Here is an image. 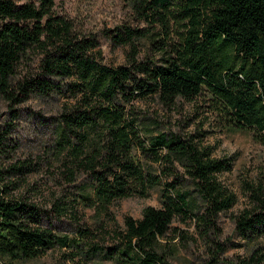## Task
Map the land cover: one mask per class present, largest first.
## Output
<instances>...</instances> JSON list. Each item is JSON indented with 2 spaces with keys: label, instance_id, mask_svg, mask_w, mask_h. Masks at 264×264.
<instances>
[{
  "label": "trees",
  "instance_id": "1",
  "mask_svg": "<svg viewBox=\"0 0 264 264\" xmlns=\"http://www.w3.org/2000/svg\"><path fill=\"white\" fill-rule=\"evenodd\" d=\"M124 1L146 28H116L110 39L130 45V51L126 65L109 67L91 52L93 39L79 38L68 19L52 12L54 0H0V92L11 101L69 93L74 103L58 115L56 145L71 175L79 170L92 180L90 192L79 195L85 205L105 211L116 200L146 197L160 187L161 206L144 207L139 219L125 216L123 228L115 231L118 243L104 255L114 264H168L162 241L175 218H192L208 230L235 204V194L218 177L232 163L212 157L190 138L150 134L136 117H127L122 102L155 95L169 104L206 91L211 111L230 128L264 132V0ZM145 39L160 52L159 61L137 58L135 41ZM32 52L40 56L38 70L14 85L17 67ZM6 147L0 125V157ZM141 156L156 163L157 172L146 169ZM25 167L21 162L0 168V258L10 264L77 244L43 226L36 205L10 196L14 182L4 178ZM247 190L253 209L233 221L251 242L264 235V187L247 184ZM53 205L64 215V204ZM87 233L80 230V239ZM263 248H254L239 264H259Z\"/></svg>",
  "mask_w": 264,
  "mask_h": 264
},
{
  "label": "rangeland",
  "instance_id": "2",
  "mask_svg": "<svg viewBox=\"0 0 264 264\" xmlns=\"http://www.w3.org/2000/svg\"><path fill=\"white\" fill-rule=\"evenodd\" d=\"M52 12L68 19L79 38H91L95 42L91 50L96 60L115 67L126 65L130 45H116L110 35L123 24L145 27L139 22L129 3L124 0H54ZM137 58L159 61L160 52L150 41L137 40ZM39 54L30 53L17 67L12 83L15 85L28 73L38 70ZM47 96L30 95L11 101L0 92V125L6 136V151L0 157V168L24 162L22 173L7 174L5 183L14 182L10 196L36 205L42 211L41 223L56 235L75 238L73 248L56 246L43 255L16 264H114L104 254L118 243L116 230L123 228L125 216L141 217L148 205L160 207V187H154L146 197L131 196L114 201L106 210L85 205L80 194L90 192L91 178L83 171L72 170L64 152H58V115L65 107L73 105L68 92ZM208 94L190 100L177 98L166 104L157 96L137 97L122 102L129 113L136 117L140 126L150 134L160 132L192 139L208 147L214 158H230V171L218 174L221 184L236 196L235 204L221 212L208 230L196 227L192 218L182 221L177 217L172 222L162 252L168 264H239L251 251L264 247V235L251 242L239 235L233 218L244 210L253 209L254 203L247 184L264 187V132L232 129L216 112L211 111ZM146 169L157 172V164L144 156L140 158ZM186 187L191 183L182 169ZM84 188V190H83ZM64 204V215L55 212L54 203ZM198 202V200H197ZM200 206V202H198ZM88 231L80 239V230ZM82 235V234H81ZM259 264H264V248ZM0 264H10L0 258ZM12 264V263H11Z\"/></svg>",
  "mask_w": 264,
  "mask_h": 264
}]
</instances>
